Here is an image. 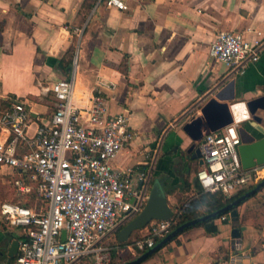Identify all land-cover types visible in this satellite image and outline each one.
<instances>
[{
    "label": "crops",
    "instance_id": "crops-1",
    "mask_svg": "<svg viewBox=\"0 0 264 264\" xmlns=\"http://www.w3.org/2000/svg\"><path fill=\"white\" fill-rule=\"evenodd\" d=\"M122 1L126 10L109 7L105 0H0V100H25L34 117L33 130L55 109L47 87L71 76L77 55V103L102 97L110 114L129 117L136 134L120 151L115 167L144 164L158 150L152 177L163 185L176 212L194 194L203 164L193 156L195 150L189 151L193 141L182 126L200 115L229 81H235L236 96L230 106L242 109L236 114L239 133L246 135L247 128L261 135L245 103L264 95V0ZM75 28L82 29L81 37ZM220 30L262 41L259 60L244 71H230L212 58L210 46ZM258 115L264 120V110ZM183 154L191 157L188 185L178 168ZM12 172L0 168V202L11 197ZM236 209L240 237L233 236L227 213V219L214 220L216 233L202 225L189 227L140 264H228L237 239L244 252L242 264H264V187ZM144 231H134L120 246L118 261L138 257L141 250L127 245ZM114 234L112 244L117 230L106 238ZM21 235L22 229L7 227L0 219V264L13 258L11 243Z\"/></svg>",
    "mask_w": 264,
    "mask_h": 264
},
{
    "label": "built area",
    "instance_id": "built-area-1",
    "mask_svg": "<svg viewBox=\"0 0 264 264\" xmlns=\"http://www.w3.org/2000/svg\"><path fill=\"white\" fill-rule=\"evenodd\" d=\"M105 2L127 9L122 0ZM74 31L81 37V28ZM262 46V41H250L241 32L220 30L209 54L230 71H244L259 60ZM77 59L75 55L69 78L47 87L55 109L33 130L34 117L25 100L15 98L0 106V168L13 171L18 195L16 201L0 202V219L7 227L22 229L13 264H110L112 250L121 247L106 238L138 215L149 197L158 150L144 164L115 167L120 151L136 134L129 117L110 114L102 97L94 95L86 105L77 103ZM240 123L234 112L229 125L204 130L199 144L203 164L196 176L205 191L232 196L264 180V164L242 166L237 150L242 143ZM30 195L35 197L34 206L23 202ZM173 223V219L150 221L127 248L154 247L157 238L171 232ZM236 247L228 264H242L239 239Z\"/></svg>",
    "mask_w": 264,
    "mask_h": 264
},
{
    "label": "water",
    "instance_id": "water-1",
    "mask_svg": "<svg viewBox=\"0 0 264 264\" xmlns=\"http://www.w3.org/2000/svg\"><path fill=\"white\" fill-rule=\"evenodd\" d=\"M235 81H229L223 88L217 91L215 96L211 98L201 109V114L193 117L191 120L184 123L182 126L186 134L192 139L193 143L189 147V151H194V157H201L200 142L204 136V130H219L230 123L234 119V112L238 107L230 106V101L235 100ZM246 109L249 116L253 120V125H260L258 131L261 133L257 136L251 133L246 128V135L241 130L242 143L238 145L237 150L240 156L242 166L251 168L259 164H264V120L258 115L259 110H264V95L246 101ZM202 158V157H201ZM201 163L203 160L201 159ZM264 186V180L260 181L254 188L246 191L244 194L235 199L226 207L196 219L186 221L175 229H172L161 241L154 247L150 248L136 259L124 262L122 264H140L150 255L162 248L167 242L180 234L185 229L198 224L201 221L207 220L222 213H230L231 220L234 225L233 236L240 237L239 218L236 207L247 198L254 195ZM175 215V210L168 202L166 191L158 180L154 182L150 189L148 200L142 211L134 218L129 220L118 232V240L120 242L127 241L131 234L136 230L145 228L148 223L154 219L166 220L172 219ZM66 231H63V239H65ZM19 241L14 239L10 246V257H15L18 253Z\"/></svg>",
    "mask_w": 264,
    "mask_h": 264
},
{
    "label": "trees",
    "instance_id": "trees-1",
    "mask_svg": "<svg viewBox=\"0 0 264 264\" xmlns=\"http://www.w3.org/2000/svg\"><path fill=\"white\" fill-rule=\"evenodd\" d=\"M14 99H15V97L12 96L8 100H0V103L7 106V105H10ZM190 160H191L190 156L183 154L181 161L179 162V166H178L180 175H181L183 183H185V185L189 184L187 177L190 173V167H189V161ZM155 180L156 179L152 177L151 178V184H153ZM194 184H195L194 194L189 196L184 202H182L181 205H179V207L177 208V210L175 212V215L173 217V222H174L173 223V229H175L177 226H179L180 224H182L186 221L196 219V218H199L201 216H204V215H207L210 213H214V212L226 207L227 205L232 203L235 199H237L239 196L244 194L246 191L255 187V186H252L251 188L241 190L232 196H226L221 191H215V192L205 191L202 188V186L200 185L198 180H196ZM30 197L33 200L35 198L34 196H30ZM12 199L13 198L10 197L7 200H12ZM227 213H222L221 215L227 214ZM221 215H217L216 217H212V218H209L207 220L201 221L198 224H196L195 226L202 225V226L207 227L210 233H216L218 231V229L214 224V220L217 217H220ZM127 222L121 224L117 228V233L120 231V229ZM127 243H128V241L120 242L117 239L115 244H113V245L123 246ZM144 252H145L144 250L139 251L138 256L140 254H143ZM117 257H118L117 250H112V260H111L110 264H122L120 260L119 261L117 260ZM15 258L16 257L9 258L8 262L3 263V264H13V262L15 261Z\"/></svg>",
    "mask_w": 264,
    "mask_h": 264
},
{
    "label": "rangeland",
    "instance_id": "rangeland-1",
    "mask_svg": "<svg viewBox=\"0 0 264 264\" xmlns=\"http://www.w3.org/2000/svg\"><path fill=\"white\" fill-rule=\"evenodd\" d=\"M10 193H11V197L13 198L12 200L16 201L18 199V195H17L16 189H15L13 183L11 186ZM30 196L24 197L23 202H27L30 206H34L35 201ZM113 241H115V234L110 239H106V242H108L110 244H112Z\"/></svg>",
    "mask_w": 264,
    "mask_h": 264
},
{
    "label": "bare ground",
    "instance_id": "bare-ground-1",
    "mask_svg": "<svg viewBox=\"0 0 264 264\" xmlns=\"http://www.w3.org/2000/svg\"><path fill=\"white\" fill-rule=\"evenodd\" d=\"M235 111H236V114H237V113L241 112V111H242V109H241V107H240V106H238V108H237Z\"/></svg>",
    "mask_w": 264,
    "mask_h": 264
}]
</instances>
